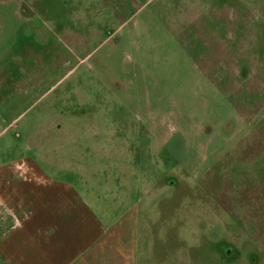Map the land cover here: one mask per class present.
<instances>
[{
    "label": "rangeland",
    "instance_id": "obj_1",
    "mask_svg": "<svg viewBox=\"0 0 264 264\" xmlns=\"http://www.w3.org/2000/svg\"><path fill=\"white\" fill-rule=\"evenodd\" d=\"M12 159L91 176L111 264H264V0H0Z\"/></svg>",
    "mask_w": 264,
    "mask_h": 264
},
{
    "label": "crops",
    "instance_id": "obj_2",
    "mask_svg": "<svg viewBox=\"0 0 264 264\" xmlns=\"http://www.w3.org/2000/svg\"><path fill=\"white\" fill-rule=\"evenodd\" d=\"M13 162L0 163V264L120 261L121 216L108 228L95 213L90 175L19 172Z\"/></svg>",
    "mask_w": 264,
    "mask_h": 264
}]
</instances>
